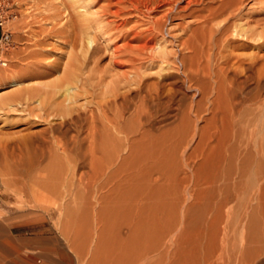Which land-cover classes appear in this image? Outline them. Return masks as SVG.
I'll list each match as a JSON object with an SVG mask.
<instances>
[{
  "label": "rangeland",
  "instance_id": "374dc122",
  "mask_svg": "<svg viewBox=\"0 0 264 264\" xmlns=\"http://www.w3.org/2000/svg\"><path fill=\"white\" fill-rule=\"evenodd\" d=\"M62 1L69 5L68 0H0V21L3 23L0 27V66L5 65L4 68L0 67V70L11 73L12 78H18L30 73L34 66L51 68V72L44 75V78L38 79V81L49 83L56 79H64L71 65H78L80 72L78 71L76 75L80 82L76 85L84 92H80L76 98V106L78 105L76 108L79 112L83 111L82 106L96 108L97 104L113 100L114 95L119 94V89L124 88L120 82L125 81L126 84H130L123 90H128V110L125 119L128 122L131 121L127 122L131 128L136 124L133 117L134 108L142 96L147 95L149 88L157 85L156 82L170 83L165 84L161 89L163 98H160V105L158 106L157 103L155 105V102L149 105L152 119L150 124L143 127L140 132L149 137L162 138L166 154H169L174 146V167L172 164L168 166L167 171L157 182V185H161L164 190L161 198L162 201L164 200L161 201L162 206L165 207L164 211L167 212L166 210L174 206L173 212L168 211L173 219L172 233L170 232L167 237L163 235L164 239L162 238L161 247L158 248L157 253L144 255L140 252L141 248H138V245H134L135 247L129 250L126 249V245L125 249L123 248L124 244L120 243V237L122 239L124 232L119 237L115 231L108 229L104 233L105 236L103 235L105 246L103 244L104 248L100 255L103 259L99 262L109 260V264H264V131L258 128L264 113V84L263 90H260L261 97L256 103L243 107L245 114L243 120L247 126L234 130L233 140L229 141L230 144L226 142L229 148L226 144H221L220 148L224 145L225 149L223 154V149H220L222 155L218 157L219 145L216 146L215 138L207 143L209 145L205 143L198 145L199 137L203 134L201 128L204 120L208 118L205 111L207 105L204 101L200 118L194 116L193 109L199 96L194 86L189 84L190 88L188 82H184L186 79L180 71L175 70L178 65L177 59V63L175 62L171 69L165 70V65L159 68L157 62L152 63L150 57L153 54L137 51L139 38L135 34L148 28L149 19L132 11L120 15L119 18L114 17L107 11L111 0L109 2L108 0H86V3L91 5L90 11L96 15L88 18L93 21L99 18V22L97 21L96 25L92 24V28L88 29V33L94 38V45L90 47L87 54H84V38L82 39L84 36L79 20L76 13L71 12L72 9L63 12ZM209 2L204 0L201 6L193 5L190 12L193 9L202 10ZM239 13V18H244L242 20L245 23H248L246 17L249 15L248 26L256 27L257 32L263 31L264 0H243ZM186 14L185 16L176 15L177 18L173 17L172 22L165 25L162 41H167V51H176L179 54L175 45H177V37L182 34V27L188 25L194 28L198 24ZM157 15V12H154L150 18H155ZM222 19H219V23ZM257 20L259 25H254ZM66 21L69 22H67V30L65 29L67 25H64ZM61 26L65 29L64 34H62L64 30ZM59 28L61 32L63 31L60 32L61 34L58 31ZM63 37H67L68 40ZM261 42L263 41H256V43L240 41L239 44L237 43L236 54L243 58L257 59L264 65V44ZM115 47L117 50L114 49ZM182 53L186 54V52ZM172 68H175V71ZM262 73L264 75V72ZM124 76L127 81H123ZM2 83L3 79H0V98L12 90L10 86ZM138 83H140V89ZM140 85L143 86L142 89ZM61 100L62 98L57 102ZM34 105L32 106L33 115L27 113L28 111H19L20 108L18 111L6 108L0 110V223L8 231L12 229L14 237L32 239L61 236L59 239L63 242L65 236L76 235L78 240L85 237L89 241L92 238L89 242L90 246L94 247L97 242V229L100 228L98 227L100 225L96 226L95 211L70 207L71 209L67 208V211L65 209L60 212L57 207L51 205L50 201L57 198H63V201L66 199L65 202L74 199L79 201L87 195L91 198L94 193L84 194L86 192L83 193V190L77 186L74 187L76 183L71 184L73 187H70L69 193L61 194L63 180L57 181L58 178L55 176L71 177L66 171L69 168L67 160L69 158L68 162L74 161V154L64 157L54 150L50 149L54 151L53 154L47 149L48 152L45 150V154L41 155V150L36 148L45 141L41 136L51 137L50 131L55 128L52 126H58L60 118L55 115L58 112L52 113L50 108L51 113L49 109L48 112L44 111L48 107L46 104L40 107ZM45 113H50L49 118L45 119ZM35 114L40 117L42 115L43 119L37 121ZM208 133L212 134L211 131ZM207 135L205 129V137ZM50 137L46 140L49 141ZM137 139L138 137L132 138L134 141ZM235 140H237L236 144ZM85 146V143L80 145V154L84 152ZM191 153L194 157L187 160ZM34 161H37V166L34 165ZM62 166L66 169L62 170ZM215 172L218 177L215 181H211L210 176H213ZM55 183L58 184L55 185ZM69 183L67 182L66 187ZM45 185L51 188L50 191L53 194L52 192L49 194L47 187L48 191L45 190ZM36 193L42 194L41 197ZM34 198L38 199L37 203H34ZM18 214L27 215L23 220L15 218L5 221L8 216L15 217ZM164 226L163 224V228ZM95 227L98 228L95 230ZM60 230L62 234L65 233L64 237ZM85 232H87L86 236ZM42 248L37 244L19 246L12 264H36L42 256ZM82 262V264H88V257H84Z\"/></svg>",
  "mask_w": 264,
  "mask_h": 264
},
{
  "label": "bare ground",
  "instance_id": "6f19581e",
  "mask_svg": "<svg viewBox=\"0 0 264 264\" xmlns=\"http://www.w3.org/2000/svg\"><path fill=\"white\" fill-rule=\"evenodd\" d=\"M68 1L69 5L62 1L61 9L63 12L72 9L73 11L71 10V12L76 13L79 20L78 23L82 28V35L84 36L82 37V39L84 38V54H87L90 51V47L94 45V38L88 33V29L92 28V24H98L96 22H99V18L98 20L95 19V21L88 18L89 16L96 15L90 11L89 7L91 5L89 6L86 0ZM209 1L207 6H202V8L204 7L202 10L193 9L190 12L193 5H202L204 0H111L107 6V11L109 15L118 18L120 15H125V13L127 14L132 11L149 19L148 28L143 32L141 31L135 34L139 38L137 41V51L140 52L141 50L142 52L140 53L145 51L146 54L147 52L153 54L150 57L152 63L157 62L159 68L161 65H165V70L171 69L177 63V59L178 65L176 69L172 68L173 71H180V74L186 79L184 82H188V85L190 84L192 87L194 86V90L199 96V100L195 103V108L193 109L194 116L199 117L203 111L201 107L204 101L207 105L205 111L208 118L204 120V125L201 128V133L203 134L199 137L198 145L199 143H205L206 145L212 138H215L217 142L215 143L216 146L219 145V147L217 146L219 148L217 152H219L216 154L220 157V149L222 148H220V145L226 144L229 141L231 142L235 129H242V127L245 128L247 126H245L243 120V116L245 115L243 107L256 103L261 97L260 90H263L262 86L264 84V75L262 73L264 72L263 63L261 64L257 59L243 58L241 55L236 54L237 43L239 44L243 40L245 42L251 41L256 43V41L261 40L263 41L261 44H264V26L262 28V34V32H257L256 27L247 25L250 19H248V14L246 17L248 23L242 20L244 18H239L240 6H242L243 0ZM154 12H157V17L150 18ZM184 14L187 17H192L198 24L194 28L185 24L186 26L181 29V36H176L177 45L175 46L178 48L179 54L176 51H167V41H162L164 39V27L167 23L170 24L172 22L173 17L177 18L175 17L176 15L185 16ZM66 15L68 16V13ZM219 19H222V22L220 21L221 23H219ZM232 19L235 21L233 20L230 25ZM67 22L64 23V25H67L66 30L69 23ZM122 23L125 24L124 22ZM254 23V25H259V20ZM64 27L61 26L63 28L62 30H64V32L62 31L63 33L60 31V28L58 29L59 33H65ZM63 38L67 39V37ZM114 49L117 50V47ZM182 52H186V54ZM170 55L173 57H170ZM113 57H115L114 53ZM113 63L115 64V62ZM3 66L5 67V65L1 64L0 67L4 68ZM162 69L164 71V68ZM49 71L51 72V68L46 69L40 68V66H34L30 73L24 76L21 75L18 78H12L11 73L0 70V79H3L2 84H7L12 88L10 93L0 98V110L6 108L11 111H18L20 108L21 110L19 109V111H28L27 113H32L33 115L34 111L32 110V106L34 104V106L38 107L46 104V107H48L45 108L46 110L42 107V110L47 111L50 108L52 113L58 112L55 115L60 118V121L57 124L58 126L51 125L55 128H52V131H50L52 132V136H49L50 140L47 141L49 137L41 136L45 141L41 140L43 143L37 145L36 148L41 150V155L45 154L44 151L47 149L49 151L50 149L54 150L64 157L74 154V161L68 162L70 160L69 158L67 160V164L69 165L68 170L63 166L61 167L62 170L66 169L71 177L61 176L60 173L59 177H57L58 175L55 176L58 178L57 181L63 180L61 183V194L69 193L70 187L76 183L74 187L77 186L83 190V193L86 192L84 194H94L91 195L92 197L90 196L91 198H88L87 195L86 198H81L79 201L70 199L71 201L68 200L65 202L66 199L63 201V198H57V200L54 199L50 202L60 212L65 209L67 211V208L69 209L70 207L73 209L80 208L95 211L97 213L96 226L100 225L98 226L100 227L99 229H97L98 227L94 228L95 230L97 229L98 235L96 234L97 239L95 238L97 242L92 247L89 242L92 238L89 241L85 237L78 240L75 237L76 235L67 237L64 235L65 233L62 234L63 232L61 230L62 236H65V239L62 238L64 240L63 242L59 239L61 236L59 238L51 237L52 239L45 237L32 239L14 237L12 236V229H9V231L6 230L2 223H0V264H12L15 255L18 253L17 248L29 244H37L43 247L41 252L42 256L39 257L40 260L38 262L36 261L39 264H82L84 257H88V264H109L110 261L105 259L108 257L106 255L104 259L107 262L104 260H102L103 262H99L100 259H103L102 257L100 258V255L105 246L104 233L108 229L115 231L119 237L124 232V238L123 235L122 239L120 237V243L124 244V249L125 245L127 250L132 249L134 245H138L141 251L137 250L144 255L154 254V252L157 253L158 248L161 247L163 235L167 237L173 227V219H171V215L169 216L168 211L172 210L173 212L174 206L166 210L167 212L164 211L165 207L161 204L164 201L161 199L164 190L161 185H157V182L164 175V172L167 171L168 166L170 167L172 164L174 167V146L169 151V154H166L167 152L163 148L162 138L149 137L141 133L140 130L149 125L152 119L149 105L153 102H155V105L156 103L160 105V98H163L161 89L164 88L165 84L168 85L170 83H166L165 81L156 82L157 85L152 88L150 87V91H148L149 86L147 87V95L142 96L138 104L136 102L137 105L134 108L135 111H133L136 124L131 128L129 126L130 124L127 125L128 121L125 119V114L128 110V90H123H125L126 85L127 87L130 85L124 81H127L126 76H124V82L121 81V76H119V81L124 85V88L119 89V94L116 93L117 95H114L113 100H108L109 102L105 101L104 104H97L96 108H87L81 105V109L83 111L85 110L83 113V111L79 112L76 108L78 106H76V98L80 92H83L76 85L80 82L76 75L78 71L80 72L78 65H71L67 77L64 79H56L49 83L38 81V79L44 78V75L49 73ZM140 83H138V87ZM140 86L142 89L143 86ZM56 97L59 100L62 98L61 102H57L58 99ZM60 103H63L65 106L62 107L63 105ZM80 107L78 108L79 110ZM50 109L49 112L51 113ZM50 113H45V119L47 117L49 118ZM34 116L37 121L43 119L42 115L41 117L37 116V114ZM262 118L259 121L260 127L258 128L264 131V113ZM205 129L208 134L206 137ZM209 131L212 134L209 135ZM182 132L185 133V131ZM133 137H138V139L134 141L132 140ZM236 142L237 140H235V144ZM82 143H85L86 146L84 152L80 154L81 151L79 152V150ZM222 149L223 154L225 149L224 145ZM54 151L50 152L54 154ZM193 153L196 154L197 152ZM193 153L191 155L189 154L187 160L194 157ZM38 154L40 157V153ZM36 156L38 157V155ZM36 162L34 161V165L37 166ZM80 163L81 167H79ZM34 165L33 167H35ZM58 172L56 173L58 174ZM63 172L65 173V171ZM64 177L67 178L64 179ZM210 177L212 179L211 181H215L218 175L215 172ZM66 181L70 182V186L67 185L68 187H66ZM46 187L45 185V190L48 191L47 189H49L50 194L52 192L50 191L51 188L47 187L46 189ZM72 191L74 190L72 189ZM33 194L35 195L34 192ZM36 194L39 196L42 195L40 193ZM37 200L34 198V203H37ZM40 205L42 204L40 203ZM26 215L18 214L15 217L8 216L5 221H11L15 218L23 220ZM163 224L165 225L164 228ZM108 249L110 250V248ZM37 254L36 256L38 257Z\"/></svg>",
  "mask_w": 264,
  "mask_h": 264
},
{
  "label": "built area",
  "instance_id": "2783aa9c",
  "mask_svg": "<svg viewBox=\"0 0 264 264\" xmlns=\"http://www.w3.org/2000/svg\"><path fill=\"white\" fill-rule=\"evenodd\" d=\"M2 24H3V23L0 21V27H2Z\"/></svg>",
  "mask_w": 264,
  "mask_h": 264
}]
</instances>
